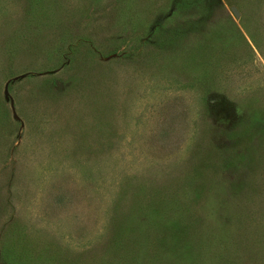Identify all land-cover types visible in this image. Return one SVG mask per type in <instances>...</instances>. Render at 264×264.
<instances>
[{
	"label": "rangeland",
	"instance_id": "374dc122",
	"mask_svg": "<svg viewBox=\"0 0 264 264\" xmlns=\"http://www.w3.org/2000/svg\"><path fill=\"white\" fill-rule=\"evenodd\" d=\"M248 33L264 0H0V264H264Z\"/></svg>",
	"mask_w": 264,
	"mask_h": 264
},
{
	"label": "trees",
	"instance_id": "16d2710c",
	"mask_svg": "<svg viewBox=\"0 0 264 264\" xmlns=\"http://www.w3.org/2000/svg\"><path fill=\"white\" fill-rule=\"evenodd\" d=\"M248 36H249V39H250V41L252 42V44L260 51V52H262L263 54H264V43L262 42V41H259L257 38H256V36H253V35H251L250 33H248ZM247 44V43H246ZM247 46V45H246ZM217 107L218 108H224L225 110H226V107L227 108H229V107H231V106H227V105H225V106H219V104L217 105ZM219 112L221 111V110H218ZM239 115V114H238ZM226 122V121H225ZM227 123V122H226ZM224 124V123H223Z\"/></svg>",
	"mask_w": 264,
	"mask_h": 264
},
{
	"label": "water",
	"instance_id": "95a60500",
	"mask_svg": "<svg viewBox=\"0 0 264 264\" xmlns=\"http://www.w3.org/2000/svg\"><path fill=\"white\" fill-rule=\"evenodd\" d=\"M231 11L233 12V14H234L236 17L239 16V11L237 10L236 7H232V8H231Z\"/></svg>",
	"mask_w": 264,
	"mask_h": 264
}]
</instances>
